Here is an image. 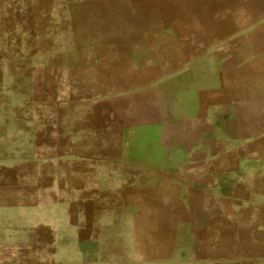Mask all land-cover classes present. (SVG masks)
Instances as JSON below:
<instances>
[{
    "label": "rangeland",
    "instance_id": "374dc122",
    "mask_svg": "<svg viewBox=\"0 0 264 264\" xmlns=\"http://www.w3.org/2000/svg\"><path fill=\"white\" fill-rule=\"evenodd\" d=\"M81 1L0 0V194H15L11 179L18 176L17 171L27 172L22 161L31 162L32 171L40 172L41 187L55 188L54 174L67 171L71 147L81 151L77 154L79 187L98 188L103 166H108L104 162L117 171L114 166L124 163L123 153L115 152L117 146L105 153L83 151L89 146L118 145L119 137H72L67 119L89 112L98 124L107 113L148 114L145 105L139 104V96L120 95L112 80L114 70L103 69L107 53L93 47L108 41L93 39L101 32L87 33L86 9ZM173 2L175 9L167 10L160 0L159 37L153 41L159 48V112L174 114V125L169 127L176 131L185 128L159 138L160 143L145 152L136 149V138L129 136L127 184H112L119 196L90 200L57 193L41 202L37 196L30 200L28 196H0V264H18L19 249L31 260L27 264H198L200 243L190 238L189 230L200 218L190 213L172 215L163 205L164 196H157L156 201L151 196H137L140 187L132 167L139 160L149 165L185 162L190 166L184 171L191 188L202 176H212L211 166L220 160L241 164L243 176L251 181L254 173L264 172V43L256 39L251 49L250 43L236 42L240 45L238 57L224 54L222 67L209 63L213 65L201 71L205 68L199 65L197 35L191 34L185 44L178 36L200 27L194 19L199 9H190L189 15L180 0ZM70 3L74 4L71 9ZM71 10L77 19L84 16L83 22L75 19L77 35H72L67 22ZM246 10L240 5L239 19L242 13L246 16ZM227 11L223 10L224 16ZM259 11L254 14L256 21L263 17ZM171 15L175 18L173 40L166 33ZM57 16L61 19L56 24ZM238 26L240 30L248 28L246 23ZM230 47L229 38H225L222 48ZM127 59L131 62L134 58ZM188 64L190 76L182 77L180 67ZM127 68L132 73V67ZM161 74L168 78L175 75V80L166 77L165 81ZM109 96L116 99L114 104L105 101ZM44 129L47 135H43ZM62 131L68 134L60 135ZM88 161L100 170L85 173ZM15 163L21 166L16 172L12 167ZM147 171L173 179L181 172ZM69 180L67 177L66 182ZM205 186L208 193L213 192L209 184Z\"/></svg>",
    "mask_w": 264,
    "mask_h": 264
},
{
    "label": "crops",
    "instance_id": "0c3cea01",
    "mask_svg": "<svg viewBox=\"0 0 264 264\" xmlns=\"http://www.w3.org/2000/svg\"><path fill=\"white\" fill-rule=\"evenodd\" d=\"M163 1L166 3L167 10L174 8V0H170L171 2L162 0V3ZM180 2L181 8L188 10L189 15L190 9H199V15L198 17L194 16V19L197 20L200 27L195 28L194 33L190 31L187 34L183 33L178 36L183 37L182 41L185 44L186 41H190L191 34L197 35L200 67L205 68L209 63L222 67L220 58L224 54L230 57H238L240 45L236 42L250 43L251 49L254 48L252 42L256 39L264 43V0H198V4L196 0H180ZM80 4L86 9L84 10L86 12V22H84L87 26V33L101 32L103 36L95 34L97 37L94 36L93 39L108 41V43L105 41L106 43H99L96 47H93V49L105 50L107 53V56L104 55L107 58L102 64L103 69L105 71L113 69L114 72L111 71L114 73L112 80L116 83L120 95H125V97L128 95L139 96V104L145 105L148 114L131 115L126 111H120L119 115L107 113L101 115L102 118L98 120V124H95V115L89 112L80 115L77 113L76 116L67 119L71 129L70 136L72 137L89 138L100 135L109 138L111 136L119 137L118 145L108 144L100 149L89 146L83 151L85 153H105L112 151L117 146L115 152L123 153L125 161L114 166L117 171L112 169L110 162L108 164L104 162V165L108 166H103L105 167L104 173L101 174L103 179L97 180L101 187H99L100 185L98 188L92 189L79 187L80 170L79 155L77 154L81 151L71 147L69 150L70 163L66 168L67 171L54 174L55 188L46 190L41 187L40 172L32 171L31 162L24 164L22 161L23 167H27V172L17 171L21 167L19 163L12 166L18 174V176L16 175L11 179L16 191H14L15 194L5 195L1 193L0 196H28V200L32 196H37L38 202L46 200V196H57V193L60 196H76L78 199L80 196H87V199L90 200H94V196H119L117 189L115 190L112 184L115 182V185L122 184L125 186L127 184L125 179L128 167L125 156L127 151L129 152L127 150L129 136L136 138L135 148L145 152L144 150L148 147L159 144V138L169 137L185 128L176 131L174 128L169 127L170 124L174 125L172 120V118H175L174 114L169 115L166 112L160 115L159 112V105L162 102L158 98L160 88L159 48L157 43L153 44V41L158 40L159 37L158 13L161 7L160 0H130L129 2L128 0H83ZM240 5L243 10L247 9L245 11L246 16L244 17L242 13L243 18L241 19H239L237 11ZM69 6V9H71L74 4L70 3ZM223 10H228L226 16L223 15ZM258 11L263 14V17L258 18L256 21L254 14ZM67 13V22L69 21V24H71L72 35H77L79 32L76 29V24L78 23L75 19L83 22L84 16L77 19L72 10ZM77 13L79 14V12ZM167 18L166 33L168 36L170 34L173 40L175 18L173 15ZM60 19V16L55 17L54 23L57 24L56 20L60 23ZM184 19L187 18L184 17ZM224 20L228 23L223 24ZM188 22L189 20H183L185 24ZM239 23H246L248 28L240 30ZM224 25H228V27L224 29ZM255 30H258V32ZM256 34L259 36L256 37ZM225 38H229L231 47L224 51L222 43H224ZM248 54L246 56H249ZM128 57L134 59L128 62ZM139 57L143 58V61L139 62ZM212 65L209 64V67ZM127 66L132 67V73L131 71L128 72ZM190 67L189 64L186 67H180L182 71L179 74L182 77L187 74L189 77ZM238 67L237 65L234 71H237ZM205 70L206 68L201 71ZM161 75L166 81L168 75ZM168 79L173 82L175 75ZM114 87L116 88V86ZM148 94L151 96L148 97ZM111 98L109 96L105 101L108 100L109 104H114L116 99ZM45 129L43 135H47ZM65 134H68V132L62 131L60 133V135ZM168 161L158 165H149L142 162V160L136 162L132 169H134L133 172L138 181L134 180V182L138 183L140 187L137 196H151V200L154 201L157 200V196H164L163 205L171 209L170 213L172 215L184 216L190 213L194 218H200L198 223L191 224L189 230L190 238L198 239L200 243L196 263L264 264V172L262 174L254 173L251 181V179L248 180L243 176L244 172L241 164L220 160L211 166V169L214 170L212 176H207L208 174L202 176L201 181L191 188L184 171V169H189L190 166L185 162L175 165ZM262 165L264 169V162H262ZM86 166L85 173L90 174L94 173L95 168H100L95 167L89 161ZM204 167L206 168V166ZM153 168L177 169L181 172L178 173L179 176L173 179L165 176V173L147 171ZM139 172L140 176H137ZM143 175L147 178L144 179ZM67 177L70 179L68 182H66ZM66 183L70 184L71 187H62V184ZM206 184H209L213 192H207ZM20 185L23 186L22 189L19 187ZM197 198H199L198 204L196 203ZM154 206L157 207V205ZM177 209H182V211L179 213ZM19 250L18 255L21 259L19 258L20 260L17 263H30L31 260L24 257L26 252L21 251L22 249ZM24 258L28 260L26 261Z\"/></svg>",
    "mask_w": 264,
    "mask_h": 264
}]
</instances>
